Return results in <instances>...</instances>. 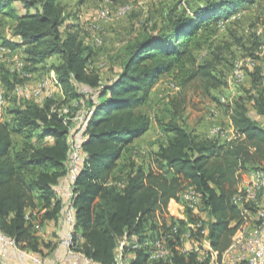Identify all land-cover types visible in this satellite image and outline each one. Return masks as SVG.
<instances>
[{
	"label": "trees",
	"instance_id": "16d2710c",
	"mask_svg": "<svg viewBox=\"0 0 264 264\" xmlns=\"http://www.w3.org/2000/svg\"><path fill=\"white\" fill-rule=\"evenodd\" d=\"M63 1L0 0V16L10 21L11 35L17 37L3 38L2 43L22 49L24 70L30 75L57 57L50 70L64 94L62 101L22 99L12 89L28 78L0 70L9 102L0 116V231L42 258L45 250L54 248L39 232L44 221L61 220L63 205L56 188L67 174L69 148L67 126L57 109L67 104L70 116L92 111L85 129V156L72 190L73 237L79 250L98 264H116V249L125 239L123 253L131 254L128 264H209L196 252L174 248L180 243L178 235L166 259L149 260V243L167 221L178 224L181 233L187 222L201 221L212 249L222 253L242 222L241 209L232 201L241 174L264 169V121L255 117L264 116L260 67L251 72V87L225 105L235 138L204 137L181 119L190 84L197 82L212 99L211 91L223 84L216 67L226 61L225 55L200 61L198 53L212 47L220 20L252 0H205L190 14L172 17L166 31L145 33L127 46L120 69L105 83L89 68L95 52L83 37L87 22H75L77 13L67 12ZM162 75L178 89L179 98L169 99L164 113L156 117L165 142L151 163L137 164L132 144L152 125L144 106ZM84 87L86 93L80 90ZM74 101L79 108L71 105ZM187 187L196 193L195 208L185 204V220L165 219L170 200L185 203L181 196ZM199 231L191 233L197 243ZM134 243L138 245L132 248Z\"/></svg>",
	"mask_w": 264,
	"mask_h": 264
},
{
	"label": "rangeland",
	"instance_id": "374dc122",
	"mask_svg": "<svg viewBox=\"0 0 264 264\" xmlns=\"http://www.w3.org/2000/svg\"><path fill=\"white\" fill-rule=\"evenodd\" d=\"M82 1L85 2L82 8L80 0H64L63 4L67 12L77 13L88 24L83 28V37L89 45H92L95 52L89 68L95 69L100 74L102 83L111 80L117 74L120 69V61L125 56L124 49L132 44L135 39L145 33L158 34L166 31L165 29H167L169 20L172 17L181 13L190 14L196 7L205 3V0ZM103 4H107L114 12L121 13V15L108 21L96 19V11ZM9 24L10 21L0 16V42H2L4 37H13ZM93 27H95L94 32ZM93 33L99 34L102 40L98 46L94 45L92 41ZM257 40L259 41L258 45ZM226 43L230 44L229 53L226 49ZM263 47L264 0H252L251 3L240 4L228 18L218 22V33L212 47L200 51L198 59L200 61L215 59L214 55L216 53L225 55L226 61L222 60L217 63L216 67L219 75H221L228 73L235 66L234 61L238 57H249L250 60H261L259 67L264 72ZM22 52L18 51V54L24 60L25 56ZM57 60V57L50 58L43 70H39L36 74L33 73L32 77L30 76L25 83L34 85L42 77L48 76L51 71L50 65H53ZM158 83L160 84L159 89L153 93L150 101L144 106V109L152 116V125L147 132L135 138L132 144L134 145L132 159L137 164L143 163L146 165L151 163L153 153L161 143L165 142L166 135L159 129L156 117L164 113V106L169 99L175 96L177 99L179 98L178 93H176L178 89L173 88L170 80L164 78V75L159 77L156 84ZM201 88L197 82H194L184 91L186 100L181 121H184L189 128H193L195 131H204L216 125H222L227 128L224 108L219 107L217 114L210 116L211 103H213L214 99L203 95ZM250 112L255 116L253 111ZM255 117L260 122L264 120L261 116ZM165 219H168L167 216H165ZM119 253L117 252V257H119ZM21 262L25 263L24 261Z\"/></svg>",
	"mask_w": 264,
	"mask_h": 264
},
{
	"label": "built area",
	"instance_id": "2783aa9c",
	"mask_svg": "<svg viewBox=\"0 0 264 264\" xmlns=\"http://www.w3.org/2000/svg\"><path fill=\"white\" fill-rule=\"evenodd\" d=\"M105 1L108 2L109 0ZM120 15L121 13H116L107 4H103L96 11L95 18L108 21L118 18ZM94 29L95 27H93V32L95 31ZM92 41L96 46L102 42L97 33L92 34ZM0 63V69L17 73L22 77L29 78L31 76L24 70L25 61L18 54V51L2 42H0ZM242 66V63H238L233 68L229 80L230 83L242 82L244 77ZM0 82H2L1 77ZM55 88L62 90L54 71L51 70L48 76L42 77L31 87L26 83L16 84L12 89V93L22 99L40 103L46 98L52 97ZM80 90L82 93L87 92V88H81ZM6 102L5 86L3 84L0 88V116ZM71 105L77 108L80 107L77 101L72 102ZM57 111L63 115L64 123L67 126L69 148L67 174L56 188V194L63 205L60 220L63 234L59 239V244L63 249V258L53 262L46 261L41 256L19 247L13 238L6 236L0 231V259L8 252H12L20 260L28 264H98L79 250L78 242L73 237L75 227V206L72 202L73 183L82 167V161L85 156L83 148V143L86 139L85 129L88 117L92 111H79L70 116L68 105L58 108ZM214 132L222 135L227 132V128L222 125H216ZM181 198L185 202L184 204L179 202L182 205L183 214L173 217L185 220L184 206L186 204L190 208H195L197 196L192 187H187ZM232 201L241 209L242 222L233 234L230 246L222 253L212 249L205 236L206 227L202 228L201 221L197 223L187 222V229L183 233L180 232L181 227L178 224H170L167 221L166 227H161L158 235L149 243V260L169 257L172 251L171 243L175 244L176 236L178 235L180 243L177 242L174 248L182 253L196 252L200 260L208 259L209 264H264V169L242 173ZM163 216L168 218L171 215L165 210ZM27 219H30V217H27ZM197 230H200V243L195 242L191 236V233ZM124 244L125 239L119 243L116 249V264H128V259L124 258ZM137 245L136 243L132 244V248L137 247ZM117 252H121L119 257H117Z\"/></svg>",
	"mask_w": 264,
	"mask_h": 264
},
{
	"label": "crops",
	"instance_id": "0c3cea01",
	"mask_svg": "<svg viewBox=\"0 0 264 264\" xmlns=\"http://www.w3.org/2000/svg\"><path fill=\"white\" fill-rule=\"evenodd\" d=\"M80 1H81L80 6L82 8V6L85 4V2H83L82 0H80ZM82 21H85V20H83L82 17L77 15V19L75 20V22H82ZM6 39L17 40V37L6 38ZM14 49L17 51H22V49H19V48H14ZM234 63H235V66L238 63H242L243 72H244L243 80L240 83H234V82L230 83V81H229L230 76L232 75V71H233V68L235 66L232 67L228 73L223 74V77H222L223 78L222 79L223 84L212 91V96L214 98V101H212L213 103H211V109H210V114H209L210 116H215L217 114V110L219 107H222L225 110V105L231 104L234 99L243 95L245 89H248L251 87V72L257 66H259V64H261V60H250L249 57L243 58L240 56L237 59H235ZM263 74H264V72H263ZM159 83L155 84V86H154V88L156 89L155 91H157L159 89V86H160ZM3 84H4L3 82H0V88L2 87ZM26 84L29 87L33 86V85H29L28 83H26ZM52 98H55L58 101H62L64 99V94H63L62 90H60L59 88H55ZM8 104H9V102H6L4 107H6ZM64 106H67V104L61 106V108ZM4 107H3V109H4ZM3 109H2V113H3ZM225 115H226V119H227V132L225 134L219 135V134L215 133L214 127H210L209 129H206L204 131H196V133H198L199 135H202L204 137H207V138H212V137L219 135L222 139L227 140V141L230 139H233L235 137L236 131H235V129L231 123V120L228 117L226 111H225ZM1 117H2V114H1ZM261 117H262V119H264V116H261ZM46 140H52V139L49 138ZM166 210H167V213L171 216H179V215L183 214L182 205L175 200L169 201ZM39 233L41 234L42 238L46 242H53V244L55 245L54 248L50 249V251L45 250V252H44L45 255H44L43 259L44 260L47 259L46 261L53 262V261H56L58 259L63 258V249L59 244L60 236L63 234L61 221H58V222H54L52 220L44 221L42 229ZM130 256H131V254H129V253L124 254L125 259H128V257H130ZM21 261L22 260H20L19 257L16 256L12 252H8L7 254H5L1 258V264H28V263H22Z\"/></svg>",
	"mask_w": 264,
	"mask_h": 264
}]
</instances>
